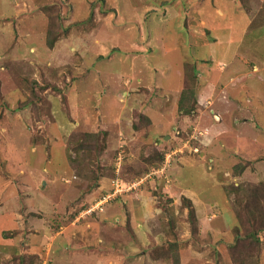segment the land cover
I'll list each match as a JSON object with an SVG mask.
<instances>
[{"label":"rangeland","instance_id":"rangeland-1","mask_svg":"<svg viewBox=\"0 0 264 264\" xmlns=\"http://www.w3.org/2000/svg\"><path fill=\"white\" fill-rule=\"evenodd\" d=\"M175 1L0 0V264H172L173 242L179 264H264V0L236 4L234 66L188 61ZM240 11L210 26L221 50Z\"/></svg>","mask_w":264,"mask_h":264},{"label":"crops","instance_id":"crops-1","mask_svg":"<svg viewBox=\"0 0 264 264\" xmlns=\"http://www.w3.org/2000/svg\"><path fill=\"white\" fill-rule=\"evenodd\" d=\"M186 1L190 2L187 4L188 6H187L186 16L190 18V14H194V16H191L193 18V21L186 23L188 30L191 33V35H190L191 41L189 42V46L186 47V51L188 52L187 55L190 57V59L188 61H190V63L192 65H196V64H200V63H204V62L214 63L215 61H216V63H219V64L232 65V63L234 62V60H233L234 56L236 55L235 51H234V49H232V47H234V44L236 42L240 43L243 40L244 34L246 35L248 29L250 28V21H249V18L247 17L248 15H246V13L243 12L242 8H240V9L236 8V4L238 3V0H221L222 2L225 1V3H226V4L222 3L221 6H219V4H218L219 0H213V1L212 0H202L201 5L197 2V0H186ZM210 3H212V5H210ZM233 4H235V6H233ZM163 5L164 4H162V6ZM181 5H182V3H181ZM223 5H224V7H226L227 12H223ZM149 7L154 8L155 6L154 7L149 6ZM163 8L167 9L169 11L170 15L174 16V17H177V16L181 17V14H180L181 10H183V14H184V10H185L183 8V6H180V3L178 1L173 2L172 5H165V6H163ZM238 10H241L240 14L243 16L244 20L246 21V24L243 27H239L238 32H234L235 27H232L231 31L228 28L225 29V27L223 29V32H220V30L216 31L221 36H223V35L226 36L227 31L229 32L228 33L229 38L227 41L228 45H224L226 50H224V49L221 50V47L219 46V42L218 43L215 42L216 39L213 37L214 31L212 32L210 26L213 27V25L216 24L217 20L218 21H224L225 20L227 22L226 26H228L230 24L229 20L235 22V18L237 17V14L239 13ZM161 21H163V20H161ZM200 23L205 24L206 26L205 25H203V26L206 28H209L208 30H210V32H209L208 37L204 36L202 31L200 30V28L198 26V24H200ZM232 24H233V22H232ZM220 35H218V36H220ZM237 36H238V38H237V40H235V38ZM212 37L214 38V41L212 40ZM191 42H193V44ZM194 42H196V44H197L196 46H194ZM212 42L217 43L216 45L213 44L214 45L213 48L209 44ZM184 50H185V48H184ZM220 50L223 51L222 54H221ZM224 59H228V61L225 62ZM232 66H234V65H232ZM212 79L213 78L207 79L208 81H206V84H207V82H209L211 84L213 82ZM200 88H203V86L201 85ZM67 96H68V94H67ZM68 103H69V100L67 101V104ZM246 122H248V121H246ZM246 122H244V123H246ZM184 166H187V165H184ZM178 185H181L182 187L184 186L183 184H178ZM213 200H215V199H213ZM199 219H200V217H199Z\"/></svg>","mask_w":264,"mask_h":264},{"label":"trees","instance_id":"trees-1","mask_svg":"<svg viewBox=\"0 0 264 264\" xmlns=\"http://www.w3.org/2000/svg\"><path fill=\"white\" fill-rule=\"evenodd\" d=\"M182 6L185 9L184 11H187V6L188 5L183 3ZM204 34L208 35V32L204 31ZM54 40H55V36L53 35V33H48L46 41H45L48 48H51L53 46ZM30 83H35V82L32 81ZM197 93H198V91L193 89V88H186V89H182L181 90L180 95H179V99H178V102H177V107H178V110L180 112H182L184 115H189L190 113L193 114L195 112L194 111L195 110L194 109V105H195V102H197ZM144 118H148V117H144ZM95 134L96 133H89V134H86V136H87V138L90 137V136L91 137H94V136L96 137L97 135H95ZM85 146H87L86 143H85ZM247 164H248V162H247ZM245 169H246V164L237 165L235 167V170L237 172L236 175L238 174V175L241 176V174L243 173V171ZM234 191H236V193H240V191H241L240 187H238L237 189H234ZM242 194H243V198H245V196L247 197L246 192H242ZM186 201L189 204L188 217H189V223H190V230L193 233L195 225H197V217H196L195 214H193L194 211H193V209H191L192 207H190L191 205H190L189 200L187 199ZM257 203H259V202H257ZM242 209H243V211H247L248 214L249 213L250 214L253 213V208H251V205H249L248 202L245 203V205L242 207ZM238 217H239V214L236 213V218L233 216L232 217V222L234 221V219H235V221H237ZM251 225L253 227H255L254 223H252ZM233 226H235V229L238 228V227H236L237 224L233 225ZM258 227H256L255 229L250 230V232L248 233V236L252 240L257 241L258 243H262L263 237H261V234L264 233V226H262V227L260 226L259 228ZM239 238H240L239 234L237 233L235 240H239ZM167 246H168L167 251H165V250L164 251H165L166 254H168V256L171 257V258H169V259L172 260L171 263L172 264H179V259L177 258V255H176V251H177V247H178L177 244L173 242V243L167 244ZM229 247H234V245L231 244ZM17 258H18L17 259L18 261H17L16 264H33V259L30 260V261L26 260V256H22V257L17 256ZM166 259H167L166 255L162 257V260H166ZM162 262H164V261H162Z\"/></svg>","mask_w":264,"mask_h":264},{"label":"built area","instance_id":"built-area-1","mask_svg":"<svg viewBox=\"0 0 264 264\" xmlns=\"http://www.w3.org/2000/svg\"><path fill=\"white\" fill-rule=\"evenodd\" d=\"M150 175H148L147 177H145V179L147 178H150L151 175H153L154 173H149ZM120 181L118 179H114L111 183L112 185V189L110 191V193H108L106 196L103 197V199H101L100 201H98V203L96 204L97 206H99V204H102V203H105V202H110L111 199V196H115L117 195L118 193H120L122 190V187H124V191H126V188L127 190H130V188L127 186V185H122L119 183ZM129 188V189H128ZM97 208H93V209H90L91 210H95Z\"/></svg>","mask_w":264,"mask_h":264},{"label":"clouds","instance_id":"clouds-1","mask_svg":"<svg viewBox=\"0 0 264 264\" xmlns=\"http://www.w3.org/2000/svg\"><path fill=\"white\" fill-rule=\"evenodd\" d=\"M111 183H112V181H111ZM93 211H95V210H91V211H89V212L91 213V212H93Z\"/></svg>","mask_w":264,"mask_h":264}]
</instances>
